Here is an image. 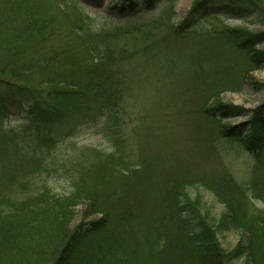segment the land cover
I'll return each mask as SVG.
<instances>
[{
	"label": "trees",
	"instance_id": "trees-1",
	"mask_svg": "<svg viewBox=\"0 0 264 264\" xmlns=\"http://www.w3.org/2000/svg\"><path fill=\"white\" fill-rule=\"evenodd\" d=\"M82 1L72 5L64 0L0 2V264H15L7 261L10 244L25 260L29 258L30 248L23 243H28L33 228L52 229L44 238L45 247L37 249L41 247L35 254L40 256L37 264H234L240 259L243 264H264V102L249 110L219 100L224 91H241L244 77L233 81L230 74L214 79L210 73H193L189 85L199 96L193 113L200 111L212 119L221 138H235L254 158L248 182L240 184L226 173L221 182L219 177L177 176L164 189L167 207L157 229L143 234L133 229L139 206H124L120 211L113 202L117 191L111 188L120 178L121 193L130 196L133 191L126 189V181L142 179L165 185L167 179L165 174L158 177L156 154L148 158L141 154L143 142L138 153L126 147L124 104L130 93V73L126 72L137 58L136 38L149 40L152 28L161 26H169L180 37L193 32L201 38L211 36L225 42L220 44L223 50L227 45L245 55L249 70L259 69L264 67V51L256 45L264 40V31L254 34L228 21L263 26L264 0H194L179 24L173 23L178 0H125L111 7L121 19L151 11L157 15L124 29L100 30L90 24ZM60 14L70 22L69 35L64 36L58 26ZM206 18L218 19L221 27L205 29L207 25L201 22ZM133 33V50L127 54L129 43L121 38ZM72 37L78 39L77 44L70 42ZM56 39L60 45L49 44ZM246 114L247 120L239 126L223 122ZM11 117L19 118L17 129L2 125ZM66 118L72 120L71 126L58 135L52 133ZM240 126H247L245 133ZM90 127L101 130L110 147L92 149L89 155L96 160L92 164L73 158L74 172L62 173L61 165L66 163L49 161L40 152ZM19 143L29 147L28 158L18 165L7 164L2 152ZM176 167H182L181 163ZM61 178L71 179L70 192L57 194L52 189L49 180ZM196 184L216 192L226 207L217 223L210 222L199 200L188 194V186ZM160 189L157 186L158 194ZM136 203L141 208L145 205L142 199ZM82 204L88 207L86 219L72 225ZM93 214L102 217L87 219ZM226 229L242 232L240 242L230 251L218 238V232ZM171 230L182 236V246L176 244Z\"/></svg>",
	"mask_w": 264,
	"mask_h": 264
},
{
	"label": "rangeland",
	"instance_id": "rangeland-1",
	"mask_svg": "<svg viewBox=\"0 0 264 264\" xmlns=\"http://www.w3.org/2000/svg\"><path fill=\"white\" fill-rule=\"evenodd\" d=\"M64 1L67 5H72L75 0ZM193 1H177L173 23L179 24L186 17ZM121 2L127 3L125 0H83L81 4L89 13L90 24L96 30L124 29L128 25L146 21L157 15V11H151L133 18L121 19L116 14V10L111 9L113 5ZM55 10L54 7L52 11L55 12ZM57 22L64 36L71 33L70 22L66 17L60 14ZM221 24L215 18H206L201 22L202 26L207 25L205 29L221 27ZM228 24L233 27L248 28L254 34L264 31V25H249L232 18ZM132 35L136 34H125L121 38L122 42L129 43V46L126 47L127 54L133 50L134 42L131 39L134 38L130 37ZM201 37V34L194 32L180 37L177 31L169 26L152 28L149 40L141 37L136 38L139 43L138 53L135 55L137 58L133 60V65L127 68L126 73H130L128 83L130 93L124 104L126 106L124 132L125 138H127V150H136L135 152L138 153V147L143 142L141 154L145 158L156 154L158 163L155 169L159 172L158 177L165 174L167 178L165 185L155 184V181L145 182L142 179L126 181V189L133 191L130 196L121 193L120 178H116L111 186L113 191H117V196H113V202L120 211L124 206H139L140 210L136 209L133 217V229L142 234L145 231L157 229L167 207L166 200H163L164 189L169 188L170 183L177 176L191 175L192 178L204 176L210 180L219 177L221 182V175L226 173L238 183L245 184L253 175L255 160L249 152L244 150L241 143L237 142L235 138H221L218 125L212 119L204 118L200 111L198 113L194 111L197 115L193 113V108L199 106V96L189 84L193 73H208V75L210 73L214 75L212 76L214 79L223 74H230L233 81L244 77L241 91H224L220 94L219 100L252 110L264 102V88H260L264 85V67L249 70L250 62L245 55L227 45H224L223 50L220 44L225 43L224 41L221 42L211 36ZM69 40L76 44L78 41L73 37ZM60 41V39H56L49 44L58 46ZM148 47L151 48L144 52V49ZM256 49L264 51V40L258 46L256 45ZM218 116L220 117V115ZM247 117L246 114L238 118L224 119L223 122L239 126L247 120ZM19 124L20 120L17 117H11L2 123L6 129H17ZM71 124L72 120L66 118L52 129V133L58 135L62 128L65 130ZM246 127L240 126L239 129L245 133ZM100 131L94 127L86 128L78 132L76 136L65 137L61 141L59 140L56 146L40 152H43L42 155H47L49 161L66 163L61 165L62 173L74 172L70 165L71 159L81 158L85 164H92L96 161L91 157L92 155H89L92 149L108 150L110 148ZM9 147L1 155L7 164L18 165L28 158L26 151H30V149L27 145L19 143L18 147L15 145H9ZM178 163H181L182 167L177 168ZM0 165H2V160H0ZM55 167L58 168V166H53L52 169ZM49 181L57 194L68 193L72 189L71 179L68 181L61 178ZM157 186H161L159 194L156 190ZM187 192L192 199L199 200L202 212L205 215L208 214L210 222L217 223L221 219L226 207L219 201L216 192L200 184L188 186ZM141 199L145 202L144 206L147 211H142L144 206L141 208V204L136 203V200ZM257 206L262 207L260 203H257ZM87 210L86 204L79 205L72 225H77L86 219L85 211ZM250 210L254 211L252 206ZM101 217L100 214H93L90 217L87 216V219ZM51 231V228L32 229V234L28 236V243H23L30 248L32 253L27 260L21 257L17 250L10 246L11 244L7 245L6 248L9 252L7 261L15 264H37L40 256L35 254H38L41 247H45L44 238ZM171 233L177 241L176 244L182 246L184 242L182 236L173 230ZM241 236L240 230L226 229L218 232L222 247L228 251L237 246ZM19 243L14 245L17 246ZM39 246L41 247L37 250ZM234 264H243V260H237Z\"/></svg>",
	"mask_w": 264,
	"mask_h": 264
}]
</instances>
